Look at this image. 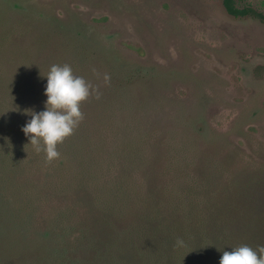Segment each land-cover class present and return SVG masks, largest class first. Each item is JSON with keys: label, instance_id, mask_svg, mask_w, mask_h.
<instances>
[{"label": "rangeland", "instance_id": "obj_1", "mask_svg": "<svg viewBox=\"0 0 264 264\" xmlns=\"http://www.w3.org/2000/svg\"><path fill=\"white\" fill-rule=\"evenodd\" d=\"M222 2L0 0V264H163L149 218L238 180L264 204V23ZM53 64L93 91L46 162L22 127Z\"/></svg>", "mask_w": 264, "mask_h": 264}, {"label": "trees", "instance_id": "obj_2", "mask_svg": "<svg viewBox=\"0 0 264 264\" xmlns=\"http://www.w3.org/2000/svg\"><path fill=\"white\" fill-rule=\"evenodd\" d=\"M223 6L235 18L251 15L264 23V14L250 8H238L236 0H223ZM248 180L240 181L246 184L241 185L238 180L215 191L206 188V203L191 200L192 206L183 218L174 217L173 213L170 228L166 226L168 231L162 226L166 220L149 218L150 223L154 222L151 226L154 233L147 234L149 245L153 240L155 251L160 245L164 255L173 254L163 264H172L181 248L189 251L191 264H219L223 250L230 251V248L245 244L252 248L264 245V204L257 203L258 198L251 190L252 182ZM193 192L197 194V190ZM211 194L214 197H209ZM206 214L209 217L203 218ZM177 238L184 240L183 247H174ZM137 241L142 244L140 236ZM186 261L185 258L184 264Z\"/></svg>", "mask_w": 264, "mask_h": 264}, {"label": "clouds", "instance_id": "obj_3", "mask_svg": "<svg viewBox=\"0 0 264 264\" xmlns=\"http://www.w3.org/2000/svg\"><path fill=\"white\" fill-rule=\"evenodd\" d=\"M44 110H26L31 118L22 127L34 152L44 153L46 162L59 158L57 146L71 136L83 119L81 104L92 94V86L82 76L74 75L68 64H53L47 72ZM177 238L174 247H183ZM223 250L219 264H264V245L252 248L240 245Z\"/></svg>", "mask_w": 264, "mask_h": 264}, {"label": "flooded vegetation", "instance_id": "obj_4", "mask_svg": "<svg viewBox=\"0 0 264 264\" xmlns=\"http://www.w3.org/2000/svg\"><path fill=\"white\" fill-rule=\"evenodd\" d=\"M223 3V2H222ZM226 10V9H225ZM228 13V12H227Z\"/></svg>", "mask_w": 264, "mask_h": 264}]
</instances>
